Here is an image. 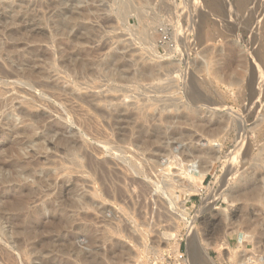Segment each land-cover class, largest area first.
Segmentation results:
<instances>
[{
  "label": "rangeland",
  "instance_id": "374dc122",
  "mask_svg": "<svg viewBox=\"0 0 264 264\" xmlns=\"http://www.w3.org/2000/svg\"><path fill=\"white\" fill-rule=\"evenodd\" d=\"M131 1L0 0V264L264 260V0Z\"/></svg>",
  "mask_w": 264,
  "mask_h": 264
},
{
  "label": "bare ground",
  "instance_id": "6f19581e",
  "mask_svg": "<svg viewBox=\"0 0 264 264\" xmlns=\"http://www.w3.org/2000/svg\"><path fill=\"white\" fill-rule=\"evenodd\" d=\"M146 1V0H145ZM146 10V8L144 9V7H141V6H138V5H135L131 0H121V3H120V5H119V14H120V16L122 15V16H129V15H132V14H136V15H138L139 17H137V19L138 18H140V20H138V21H144L146 18V16H148L147 14H148V12H147V10ZM149 18V17H148ZM148 18H147V20H145V21H147V22H149V20H148ZM127 20V19H126ZM142 21V22H143ZM142 22H139V23H141L142 24ZM146 23V22H145ZM145 23H144V25L142 24L141 25V27L138 29V27H135L136 28V30H134L136 33H137V35L143 40V41H146V42H151V40H150V35H149V30L147 29V27H146V25H145ZM150 23V22H149ZM147 25H149V24H147ZM137 26V25H136ZM130 27V26H129ZM132 28H133V26H132ZM240 77H242V74H240ZM240 80H241V78H240ZM235 81H237L236 79H235ZM196 97V96H195ZM194 97V98H195ZM193 98V97H192ZM193 98V99H194ZM198 99V98H197ZM198 100H200V99H198ZM191 101V100H190ZM195 102H193V104L194 103H197L198 101H196V100H194ZM191 102V103H192ZM200 102V101H199ZM242 125V124H241ZM242 137V136H241ZM245 137V136H244ZM244 137H242V139L244 138ZM51 144V143H50ZM52 144H53V142H52ZM55 144V143H54ZM191 150H193L192 151V153H195V152H199V151H201V150H204L203 148H201V147H194V148H192ZM190 150V151H191ZM79 150H77V149H74L73 150V152L74 153H76V152H78ZM193 159V158H192ZM217 159H219L218 158V156L217 155H215L214 153H212L211 152V154L210 155H208L206 158H205V161H202V162H196V161H193V160H191L192 161V163H190V164H188L187 166H186V172H187V174L188 175H190V176H197V175H200V174H202V175H205V174H207V173H209L210 172V169H211V166H212V164L217 160ZM190 160H188V162H189ZM258 161L261 163V164H264V148H262V152H261V154H260V157L258 158ZM85 166H87L89 169H92V170H96V171H98L100 174H102V179L104 180V179H106L107 181H118V182H124L125 181V176L124 175H119L118 173H111V172H108L107 171V162H95L94 161V159L91 157V156H87L86 157V161H85ZM128 167V169L129 170H135V171H137V172H140V170H142V169H139V166H137L134 162L132 163V164H129V166H127ZM167 179V180H166ZM164 180H165V182H164V186L169 190V192L172 194V178H171V175H169L168 177H165L164 178ZM134 182H135V180H131V181H129V183L131 184V185H133L134 184ZM249 182V180H247L246 182H244V180L243 179H241L240 178V189H238V190H240V191H242L243 190V187H241V186H243V185H245L246 183H248ZM197 190H198V192H202V188L201 187H197ZM122 192L120 193V197H122ZM232 196V195H231ZM234 196V195H233ZM232 198H234V197H232ZM208 200H209V198L206 200V203L208 202ZM77 204L79 205V206H81V207H83V208H90V207H92V205H94V207H96L97 208V205H95V202L94 201H92V200H89V199H86V198H83V200H81L80 202H77ZM79 206H72L71 205V207L72 208H74V207H79ZM70 207V206H69ZM81 213H79V211L77 212V213H75V215L76 216H78V215H80ZM186 214H187V212H186ZM186 214H185V211H183L182 212V215H183V218H185V216H186ZM53 220V219H52ZM52 222V221H51ZM248 236H250V238L252 237V238H254L255 239V241H256V238L254 237V234H249V235H245V234H241V236H240V242H244L245 240H247V239H250ZM264 238H263V236H262V238L260 237V238H258V244H260V243H263L264 242V240H263ZM216 244H218V246H220L222 249H227V247H228V244H226L225 243V241H223V243H216ZM236 248V247H235ZM231 249V248H230ZM196 250V249H195ZM197 250H199V249H197ZM239 251V250H238ZM205 252V257H203V259H207L208 260V262L210 263V264H216V262L214 261V259L209 255V253H208V250H205L204 251ZM233 252H236V251H233ZM240 255L238 254V252H237V254H236V256H238V257H232V255H230V256H227V259L229 258V259H232V258H234V259H236L237 260V263L236 264H264V260L262 259V257H256V254H250L249 252H246V251H244V250H241L240 249ZM193 253H195V252H193ZM196 253H197V251H196ZM229 254H232V253H229ZM199 255H202V254H199ZM194 256H195V260L196 261H200V259L198 260V256H197V254H194ZM201 257V256H200Z\"/></svg>",
  "mask_w": 264,
  "mask_h": 264
}]
</instances>
